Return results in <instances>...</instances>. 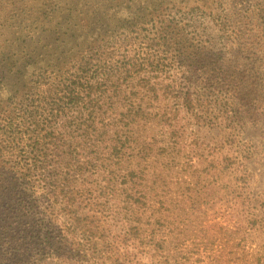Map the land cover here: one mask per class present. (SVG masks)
Listing matches in <instances>:
<instances>
[{
  "label": "trees",
  "instance_id": "16d2710c",
  "mask_svg": "<svg viewBox=\"0 0 264 264\" xmlns=\"http://www.w3.org/2000/svg\"><path fill=\"white\" fill-rule=\"evenodd\" d=\"M231 7L264 17V0H0V264H189L163 224L180 214L137 194L132 162L154 128L173 140L182 110L223 131L199 184L247 183L219 154L243 127L264 136V33L231 32ZM249 206L246 242L264 234Z\"/></svg>",
  "mask_w": 264,
  "mask_h": 264
},
{
  "label": "rangeland",
  "instance_id": "374dc122",
  "mask_svg": "<svg viewBox=\"0 0 264 264\" xmlns=\"http://www.w3.org/2000/svg\"><path fill=\"white\" fill-rule=\"evenodd\" d=\"M34 1L37 3L38 0ZM237 8L231 7L230 10L231 32L264 33V17H261V13L255 15L252 22L245 16L237 18L238 15H234ZM125 13L126 10L119 9V14ZM195 21L206 27L209 35H213L214 30L206 19L197 17ZM176 121L174 135H170L173 137L171 142L167 141L169 139L165 129L163 132L154 128L153 145L147 150L148 156L140 160L136 154L133 158L132 165L135 164L136 171L143 174L142 187L135 188L137 194L143 192L149 196L151 191L158 192L167 201L159 211L166 215L167 212L180 214L181 218L177 219L180 222L169 219L163 221V224L171 233L175 231V234L180 235L178 241L183 247L178 252H186L191 257L189 264H264V234L257 236L258 233H253L252 240L246 242L242 224L250 205L247 200L255 201V206H249L255 207L250 213H259V221L263 222L264 219V136L261 130L243 127L239 137L235 138V145L224 147L219 154L238 156L237 161L245 165L250 176L247 183L240 180L233 182L232 176L227 175L222 176V184L211 186L210 183L199 184L201 180L197 177L202 167L198 155L204 151L205 145L218 141L223 131L195 125L182 110ZM164 148L167 151L165 154L162 151ZM246 151L251 154V158L244 162ZM233 192L239 197L242 207L237 202L232 209L235 201L231 196ZM158 216H149V219ZM258 244L263 250L259 249ZM243 249L247 253H243Z\"/></svg>",
  "mask_w": 264,
  "mask_h": 264
}]
</instances>
